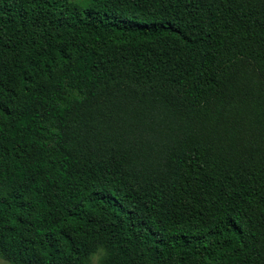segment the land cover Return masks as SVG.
<instances>
[{
	"label": "trees",
	"instance_id": "obj_1",
	"mask_svg": "<svg viewBox=\"0 0 264 264\" xmlns=\"http://www.w3.org/2000/svg\"><path fill=\"white\" fill-rule=\"evenodd\" d=\"M264 264V0H0V256Z\"/></svg>",
	"mask_w": 264,
	"mask_h": 264
},
{
	"label": "rangeland",
	"instance_id": "obj_2",
	"mask_svg": "<svg viewBox=\"0 0 264 264\" xmlns=\"http://www.w3.org/2000/svg\"><path fill=\"white\" fill-rule=\"evenodd\" d=\"M72 1L76 2L82 8H85L88 7V3L90 0H72ZM98 258H99L98 255L94 256L92 259V264H98ZM0 264H11V263L0 256Z\"/></svg>",
	"mask_w": 264,
	"mask_h": 264
}]
</instances>
